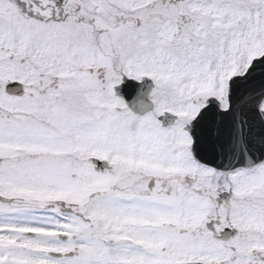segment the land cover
Masks as SVG:
<instances>
[{
	"label": "snow or ice",
	"instance_id": "snow-or-ice-1",
	"mask_svg": "<svg viewBox=\"0 0 264 264\" xmlns=\"http://www.w3.org/2000/svg\"><path fill=\"white\" fill-rule=\"evenodd\" d=\"M0 264H264V0H0Z\"/></svg>",
	"mask_w": 264,
	"mask_h": 264
}]
</instances>
